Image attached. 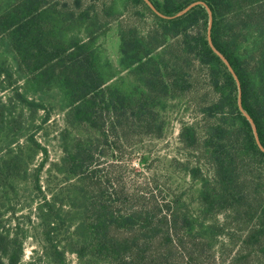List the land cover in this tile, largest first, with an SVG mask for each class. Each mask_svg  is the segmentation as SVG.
<instances>
[{"label": "trees", "instance_id": "obj_1", "mask_svg": "<svg viewBox=\"0 0 264 264\" xmlns=\"http://www.w3.org/2000/svg\"><path fill=\"white\" fill-rule=\"evenodd\" d=\"M133 1L147 10L150 26L116 0H0V264H20L24 255L21 226L30 220L18 217L16 225L8 206L28 159L48 154L36 134L49 133L46 100L56 92L64 101L53 134L62 155L47 171L56 167L64 182L54 190L51 181L39 182L43 162L33 170L43 237L41 253L33 250L26 264H68V253L77 264H218L219 250L205 251L223 247L218 236L238 245L227 264H264V0H150L161 15ZM117 20L119 69L106 74L97 40ZM182 97L194 116L178 120V140L211 166L193 214L185 199H162L144 186L130 189L124 211L114 209L122 189L110 192L109 182L89 174L90 182H79L94 155L90 136L78 138L84 125L117 148L133 143V129L138 138L151 133L156 105ZM194 229L213 242L204 249Z\"/></svg>", "mask_w": 264, "mask_h": 264}, {"label": "rangeland", "instance_id": "obj_2", "mask_svg": "<svg viewBox=\"0 0 264 264\" xmlns=\"http://www.w3.org/2000/svg\"><path fill=\"white\" fill-rule=\"evenodd\" d=\"M144 1L154 12L161 15L150 0ZM116 2L118 4L123 2L127 6H131L134 13L142 18L140 20L137 17V23L140 26L143 25L142 28L151 25L149 19L151 17L141 5L135 3L133 0H116ZM121 19L127 21V16L125 15ZM119 22L118 20L114 21L97 40L103 48L100 59L107 64V66L102 68L106 74L111 72L116 73L119 69ZM206 34L208 43L209 41L212 43L211 25L209 26V24L206 26ZM210 45L212 46V44ZM215 52L218 53L223 61L227 62L226 58L220 52L217 50ZM238 82L240 83L239 80H237ZM204 93L206 94V100H211L213 92L206 89ZM49 98L51 99V103L48 106L50 107V114L53 118L49 122L50 125L46 126L49 133L44 136V132L41 130V133L36 134L39 141L47 146L48 154L45 156L44 154L38 153L31 160L28 159V163H26L28 169L18 177V181H16L19 182L17 192L10 196V205L8 206V212L14 216L16 225L19 224L18 217L25 219L26 222L30 220V224H27L26 227L21 226L24 230H27V236L25 237V250L20 264H26V262L31 260L32 256L36 257V253L33 250H36L37 254L41 253L38 240L43 235L41 234L39 219L34 212L37 210V204L40 202L42 196L40 195V191L34 190L33 170L41 167L40 163L43 162L44 166L38 171L40 184H46V182L51 181L52 184H55L53 189L57 190L64 182L63 175L57 171L56 167H52L49 172L47 171V168L51 166L52 162H58L62 155L59 140L53 134L56 128L62 126L64 109V101L61 94L56 92L48 95L47 102ZM170 102L166 107H160V105L154 107L152 113L154 125L151 127L150 134L146 133L142 138H138V134H140L139 129H133L131 134H129V140L133 143H127L125 145L117 143L118 147H113L116 149L107 146L102 137L84 125L81 130V135L78 138L83 141L90 136L89 145H94V155L93 163L87 170L84 168V174L78 177L80 179L79 182H90L85 179L86 174H89L93 176L95 182H109L107 184L111 186L109 189L110 192L122 189L118 197L119 199H116L117 202L115 203L114 209L120 208L124 211V207H127V204L131 201L129 195L130 189L140 190L138 188L144 186L147 192L153 191L162 199L169 198L170 196L181 198L182 200L185 199L189 203V215L193 214L196 205L194 198L196 190L199 187L198 183L201 177L210 173L209 168L211 166L202 155L186 151L178 140V120L180 118L189 120L194 116L192 101L182 97L181 100H173ZM238 106L243 110L240 93L238 95ZM40 113H43V111L41 110ZM159 125L162 127L161 132L157 129ZM197 164L200 170L192 173V168H195ZM25 175L27 178H25ZM50 192V190L47 191V194H51ZM111 196L116 197L117 195L112 193ZM193 233L196 234L195 237L197 239L201 240L204 249L214 240L211 234L206 231L194 229ZM236 239L237 236L234 237V241ZM218 240L224 243L223 247L219 249L217 243L213 244L214 247L212 249L205 250L207 252L206 256H210L212 250H219L217 257L218 264H227L235 255L238 245L233 246L232 243L226 241L222 236H218ZM67 255L68 264H77L74 254L68 253ZM209 260L211 259L208 258L205 264H208ZM175 264H184V261L178 259Z\"/></svg>", "mask_w": 264, "mask_h": 264}, {"label": "water", "instance_id": "obj_3", "mask_svg": "<svg viewBox=\"0 0 264 264\" xmlns=\"http://www.w3.org/2000/svg\"><path fill=\"white\" fill-rule=\"evenodd\" d=\"M196 2H194V3H192V4H190V5H188L187 7H185V9H183L181 12H183V11H185L186 9H188L191 5H193V4H195ZM181 12H178L177 14H179V13H181ZM208 12H209V26L211 25V16H210V10L208 9ZM209 43L210 44H212L211 43V41H209ZM221 55V54H220ZM239 102H240V100H239ZM247 115V114H246ZM248 116V115H247ZM249 118V117H248ZM249 120H251L250 118H249ZM254 131H255V129H254ZM255 135H256V133H255Z\"/></svg>", "mask_w": 264, "mask_h": 264}]
</instances>
